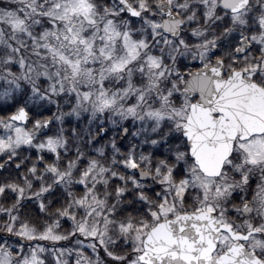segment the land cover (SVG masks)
<instances>
[{
	"label": "snow or ice",
	"instance_id": "snow-or-ice-1",
	"mask_svg": "<svg viewBox=\"0 0 264 264\" xmlns=\"http://www.w3.org/2000/svg\"><path fill=\"white\" fill-rule=\"evenodd\" d=\"M0 264H264V0H0Z\"/></svg>",
	"mask_w": 264,
	"mask_h": 264
}]
</instances>
